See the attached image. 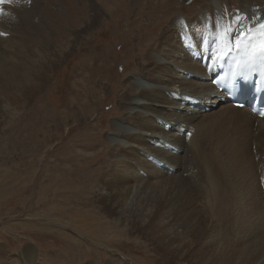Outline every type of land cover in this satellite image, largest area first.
<instances>
[{"label": "rangeland", "instance_id": "374dc122", "mask_svg": "<svg viewBox=\"0 0 264 264\" xmlns=\"http://www.w3.org/2000/svg\"><path fill=\"white\" fill-rule=\"evenodd\" d=\"M39 1L42 28L36 44L50 35L56 40L52 44L65 50L73 32H79L90 15L101 14L102 6L97 4L106 0ZM136 1L113 0L115 11L99 16L67 58L42 73L45 87L0 89V245L12 257L25 245H33L44 264H105L109 260L116 264H250L249 250L239 253L234 249L242 248L250 235V215L257 210L258 200L244 194L233 160L226 164V154L218 156V161H225L214 162L211 170H221L222 176L218 172L216 179L209 169L215 176L210 177L211 182L200 155L184 152L178 171L171 166L166 172L162 164H154L163 174L153 184L135 180L131 154L108 139L115 133L112 123L125 112L122 97L135 93L132 86L131 91L126 90L125 76L141 66L140 60L144 62L149 44L160 38L158 28L176 11L187 13L198 2L170 0L169 9L151 20L153 5H142L143 11L134 14L141 0ZM4 18H0V27L7 30ZM46 43L41 46L42 55ZM84 104L87 116L81 117ZM187 155L190 165L184 178ZM227 167L237 170L231 171L235 175ZM139 174L147 178L144 171ZM169 177H175V183ZM60 179L67 186L58 188ZM258 180L264 197V177ZM136 184L132 202L124 206ZM182 185L193 197L192 205L182 207L170 196L172 190L178 196ZM146 209L154 218L152 223L142 224ZM203 218L212 219L218 232V243H214L222 245L215 255L219 261L210 254L206 258L197 255L195 244L199 245L200 236L192 234L188 241L183 232L187 225L191 233L196 231L198 223L205 229ZM161 230L167 234L163 236ZM169 230H176L174 238Z\"/></svg>", "mask_w": 264, "mask_h": 264}, {"label": "bare ground", "instance_id": "6f19581e", "mask_svg": "<svg viewBox=\"0 0 264 264\" xmlns=\"http://www.w3.org/2000/svg\"><path fill=\"white\" fill-rule=\"evenodd\" d=\"M124 1L119 0L120 3ZM152 1L154 0L146 2L141 0L136 5L134 14L143 11L140 7L142 5L144 7L153 5L151 9H153L152 13L154 14L149 15L150 19L159 13L164 14L169 9L170 0L154 1L153 3ZM197 1L194 4L195 7L189 8L187 13L176 11L174 16L169 17L168 21L166 20L164 27L158 28L160 29V36L158 35L160 38L157 39L156 43L151 42L149 44V49L142 59L144 62L140 60L141 66L125 76L124 86H126V90L131 91L129 87L132 86L135 93L131 91L129 95L126 93L122 97L121 104L125 112L122 117L117 118L112 123L115 133L109 134L108 139L121 147V150L127 154H131L129 163L136 169L135 180L141 179L153 184L158 183V174H163L164 170L167 172L171 166L178 171V168L182 166L181 162L185 160L182 153L188 151H190L188 155L192 153L200 155L202 158L201 165L203 163L206 175L213 182L210 177L216 176L217 179V175L219 173L221 175L222 171L219 172L216 169L219 173H214L215 169L213 167V172L211 166L214 162L220 164L223 160L218 161V156L226 154L225 163L230 164L233 160L238 167L237 178L239 183L244 186L242 187L244 194L247 193L258 200L257 210L250 215V235L246 238L245 245L242 248L234 249V251L240 253L243 249L249 250L250 264H264V197L258 180V178L264 177V117L256 118L247 108L235 107L225 102L221 95L213 90L210 73L202 65V61L207 56H211L216 49L212 37L214 18H219L227 10L229 14L252 17V22H255L256 18L264 17V0ZM115 2L113 0L97 2L98 6H102V13L97 17L89 14L87 22L84 26H80V30L75 32L76 34L70 30L73 32V37L69 40L71 45L65 50H61L58 45H55L56 43L53 45L52 42H56V40L50 38V35L46 37L44 43H49H46V53L43 55L41 49L44 44L43 41L36 44L38 31L42 28V18L40 19L37 13V5H41L40 1L11 0L10 3L0 5V8L4 10L3 14H0V18L5 17L7 29H2L3 26L0 25L2 27H0V33H6V35H0V51L4 54L0 56V89H14L15 87L18 90L34 89L35 84V89L39 88L40 85L45 87L47 81L41 78L42 73L52 71L59 65V62L65 60L67 54L75 47V43H79L82 39L81 34L86 33L99 16L115 11L113 8ZM237 10L239 11L237 12ZM228 18V16L225 17L226 20ZM240 23L247 26L250 21L241 19ZM205 24H207L206 30ZM44 29L46 30V27ZM147 38L146 40H148ZM143 41L146 42L145 39ZM150 41L149 38L147 42ZM8 47L10 51L5 52ZM87 57H90V53L87 54ZM46 80L48 79L46 78ZM87 111L88 109L84 104L81 117L87 116ZM188 155V164L186 169L184 168V178L190 165ZM256 156H259L262 161H259ZM155 163L162 164L163 171L158 169L154 165ZM221 168L225 167L221 165ZM233 168L235 167L233 166ZM209 169L215 176L211 174V171L209 173ZM229 169L230 167L227 170ZM137 171L139 173L144 171L147 178L144 179ZM231 171L230 173H233ZM174 175L176 176V174ZM209 179L207 178V180ZM169 180L170 183H175L176 178L169 177ZM203 182L205 183L204 180ZM203 182L202 184L199 182V184L205 185ZM206 184L208 183L206 182ZM138 186V184L132 186L124 206H128L129 202H132L134 191ZM201 187L204 188L202 190H207V186ZM208 189L211 192L212 189ZM200 192L203 197L202 191ZM170 196L174 198L175 202L179 201L182 207L187 206V204L192 205L193 197L185 185L183 189H180L178 196L176 190H172ZM211 196L213 195L211 194ZM123 215L124 212H121L120 218ZM153 218L154 215H151V212L146 209L141 216L142 224L152 223ZM203 219L205 229L198 223L196 231L191 233L189 230L191 227L189 225L188 228L187 223L183 232L188 241L192 234L200 236L199 245L198 243L195 244V249L198 251L197 255L206 258L210 254L212 259L220 252L222 245L214 243L215 241L218 243V232L213 225V220L210 218ZM159 220H161L160 217ZM169 231L171 237L174 238L176 230ZM161 234L165 236L167 232L161 230ZM16 255L15 257L8 255V249L0 245V264H44L40 261L39 252L33 245H25ZM215 260L219 261L217 258ZM85 264L94 263L87 262ZM105 264H116V262L109 260Z\"/></svg>", "mask_w": 264, "mask_h": 264}, {"label": "snow or ice", "instance_id": "6c2138e0", "mask_svg": "<svg viewBox=\"0 0 264 264\" xmlns=\"http://www.w3.org/2000/svg\"><path fill=\"white\" fill-rule=\"evenodd\" d=\"M10 2L11 0H0V5ZM3 11V8H0V14H3ZM226 16L229 17L227 20ZM241 19L249 20L250 24L247 26L241 24ZM213 26L212 37L216 44L214 54L217 58L230 52L234 54L229 75L222 79L232 81L237 78L247 79L258 65L264 67V17L256 18L253 23L252 17L229 14L225 10L219 18H214ZM204 28L207 29V24ZM0 35H6V33H0ZM261 115H264V112Z\"/></svg>", "mask_w": 264, "mask_h": 264}, {"label": "crops", "instance_id": "0c3cea01", "mask_svg": "<svg viewBox=\"0 0 264 264\" xmlns=\"http://www.w3.org/2000/svg\"><path fill=\"white\" fill-rule=\"evenodd\" d=\"M67 171H65V173H66ZM67 176V175H66ZM68 177V176H67ZM65 179H67V178H65ZM65 179H60V183L58 184V188H60V187H63V186H67V185H64V184H61V182L63 181V180H65ZM68 181V180H67ZM46 186V185H45ZM44 187V186H43Z\"/></svg>", "mask_w": 264, "mask_h": 264}]
</instances>
